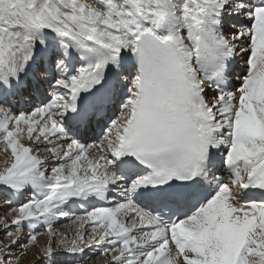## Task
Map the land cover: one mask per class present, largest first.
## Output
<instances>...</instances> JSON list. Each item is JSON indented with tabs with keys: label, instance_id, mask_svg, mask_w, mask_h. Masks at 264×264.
<instances>
[{
	"label": "snow or ice",
	"instance_id": "6c2138e0",
	"mask_svg": "<svg viewBox=\"0 0 264 264\" xmlns=\"http://www.w3.org/2000/svg\"><path fill=\"white\" fill-rule=\"evenodd\" d=\"M0 153V264H264V0H0Z\"/></svg>",
	"mask_w": 264,
	"mask_h": 264
},
{
	"label": "rangeland",
	"instance_id": "374dc122",
	"mask_svg": "<svg viewBox=\"0 0 264 264\" xmlns=\"http://www.w3.org/2000/svg\"><path fill=\"white\" fill-rule=\"evenodd\" d=\"M42 148L43 147H41V149ZM49 156L50 155L48 154V156L45 157L46 161H48L50 159ZM3 158H4L3 154L0 153V168H2V166H3V163H2ZM7 216H8L7 210L0 211V219H3L5 217H7ZM9 223H10V219H9ZM56 227H57L56 229H57L58 233H60L63 236H66L68 238L69 242H71V240L76 237V229L77 228H76V225H73L71 223V221L70 222H66L64 224L63 223L58 224ZM25 229H24V231H25ZM2 230H3V226L0 225V232ZM86 230L87 229L85 228V232H87ZM2 238H3V234H0V239H2ZM57 238H60V237H57ZM47 239L48 238H47L46 235H39L37 237V241H38L39 244H43ZM93 247L95 248V246H93ZM34 252H35V248H31L30 247L29 250L26 252V254L21 258L20 264H24L26 262H28L29 264H33L36 260H38L39 258L34 256ZM85 253H84V255H85L84 256V264H98V263H100V260H99L100 259V255H99V253H96L95 255H93V257L90 260L88 259L86 261H85V259L87 257H89V256H87ZM65 255L67 256L68 254L65 253ZM71 262L72 261H70V264H79V263H73V262L71 263ZM38 264H42V263H38Z\"/></svg>",
	"mask_w": 264,
	"mask_h": 264
},
{
	"label": "bare ground",
	"instance_id": "6f19581e",
	"mask_svg": "<svg viewBox=\"0 0 264 264\" xmlns=\"http://www.w3.org/2000/svg\"><path fill=\"white\" fill-rule=\"evenodd\" d=\"M237 69H238V71L237 72H240V71H242V68H241V66H239V65H237V67H236ZM238 83H239V81H237V80H235V79H233L232 80V84L233 85H238ZM37 105H39V103L37 102V100H34V103L31 105V106H37ZM118 114V113H117ZM41 147H43V146H41ZM40 155H41V157L43 158V159H45V157L46 156H48V154L46 153V152H44L43 151V148L41 149V151H40ZM50 157V156H49ZM55 163H57L56 161H54V160H52L51 159V157H50V159L48 160V166H50V165H52V164H55ZM4 166V165H3ZM2 166V167H3ZM0 194H6V193H4L2 190H0ZM32 195V193L31 192H29V196H31ZM27 196V195H26ZM29 198H26L25 196H23L20 200L21 201H18V202H12V204L11 205H8V204H5L4 203V200H0V211H5V210H7L8 209V207H10V206H18L20 203H23V202H26L27 200H28ZM97 206H108V205H106V204H98ZM88 206L87 205H85L84 206V208H87ZM90 210V209H89ZM82 212H83V209H81L80 210V212H78V214H82ZM8 213V212H7ZM71 220L70 219H61L57 224H55L54 225V228H55V230L57 231V225L58 224H61V223H66V222H70ZM76 228H77V225H76ZM85 228L87 229L86 231H89L90 230V225L89 224H85V227H84V231H85ZM3 231H4V229L0 232V234H3ZM25 234H26V236H27V234H28V232L30 231L29 229H25ZM58 232V231H57ZM46 235V234H45ZM47 236V235H46ZM92 244H93V246H95V243L94 242H91ZM85 254L87 255V256H89V257H87L86 259H85V261L86 260H90L92 257H93V255H95L96 253H99V251H98V249L96 248V246H95V248L93 247V249L91 250V251H89L87 248L85 249ZM63 255H65V253L63 254ZM85 256V255H84ZM110 259H111V257L110 256H108V257H105V256H103V255H100V263H98V264H109V261H110ZM73 263H79L78 262V260L77 261H72ZM71 262V263H72Z\"/></svg>",
	"mask_w": 264,
	"mask_h": 264
},
{
	"label": "built area",
	"instance_id": "2783aa9c",
	"mask_svg": "<svg viewBox=\"0 0 264 264\" xmlns=\"http://www.w3.org/2000/svg\"><path fill=\"white\" fill-rule=\"evenodd\" d=\"M36 263V262H35Z\"/></svg>",
	"mask_w": 264,
	"mask_h": 264
}]
</instances>
